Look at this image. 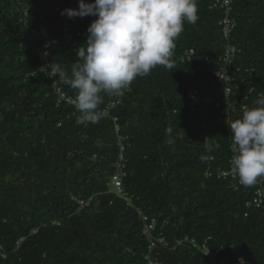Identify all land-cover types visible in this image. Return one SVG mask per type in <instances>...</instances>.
<instances>
[{"label": "trees", "instance_id": "1", "mask_svg": "<svg viewBox=\"0 0 264 264\" xmlns=\"http://www.w3.org/2000/svg\"><path fill=\"white\" fill-rule=\"evenodd\" d=\"M39 1L48 15L25 24L24 7ZM210 5L197 0V22L185 21L175 68L158 65L122 97L102 94L98 111L107 114L82 125L74 105L62 100L75 98V90L33 71L42 65L38 48L60 37L51 59L70 72L74 48L96 17L61 15L79 0H0V264H147L143 222L109 191L118 161L126 164V192L167 221L164 264H220L188 245L174 248L185 237L211 238L231 264H264V208L249 205L260 183L235 189L218 175L233 155L227 121L264 94V0H233L237 28L229 42L220 32L223 12ZM228 44L240 49L237 64L254 71L243 75L236 110L226 112L216 105L224 94L215 72ZM189 48L197 52L192 76L181 62Z\"/></svg>", "mask_w": 264, "mask_h": 264}, {"label": "clouds", "instance_id": "2", "mask_svg": "<svg viewBox=\"0 0 264 264\" xmlns=\"http://www.w3.org/2000/svg\"><path fill=\"white\" fill-rule=\"evenodd\" d=\"M61 15L96 19L87 29L86 41L76 49L70 72L52 61L33 75L44 73L75 90L77 123L87 125L100 119L102 94L122 97L137 77L148 76L158 65L175 68V41L185 21L197 22L198 8L197 0H79L78 8L63 9ZM254 104L227 121L232 137L231 170L246 187L264 178V94ZM165 132L173 136V128ZM206 148L211 151L213 146L206 144Z\"/></svg>", "mask_w": 264, "mask_h": 264}, {"label": "built area", "instance_id": "3", "mask_svg": "<svg viewBox=\"0 0 264 264\" xmlns=\"http://www.w3.org/2000/svg\"><path fill=\"white\" fill-rule=\"evenodd\" d=\"M46 6L47 5L44 2L39 1L32 6L24 7V23L30 24L32 21L39 22L40 20L44 19L48 15V12L50 10L49 7ZM210 9L223 12V17L219 22V26L223 38L227 42H229L237 28V20L233 17V0H211ZM64 31L68 32V29H65ZM77 35L81 36V32H79ZM59 41L60 37H57L53 43H47L44 45V47L38 48L37 53L42 62L41 66L46 65L48 62H52L51 47L53 46V44H58ZM78 47L79 46L74 48L75 52ZM239 52V48L228 44L221 54H217L220 66L215 72V78L223 89L224 97L216 105L218 107H226V112H229L230 110H236V97H241V94L244 93L242 92L244 91L242 85L245 82L243 75H251L254 71V68L235 64L237 60L236 57ZM46 53L47 55H45ZM196 53V50L191 48L186 50L181 57V62L186 63L189 76L194 75L196 72ZM205 60L209 62V56H205ZM254 90L255 88L251 87L248 93L252 94ZM247 98L248 96L245 95L244 100H246ZM62 100H65L69 105H74V98L68 97ZM243 108H246V106L244 105ZM106 112L107 110H99L98 114L100 118H103V116L107 114ZM122 139H124L123 136H121V140ZM119 160L121 161V157L119 158ZM116 166L117 171L111 176V179L109 181V191L115 192L118 197L123 198L125 202H127V205L129 207L134 208L137 211L139 218L143 222V233L149 239L148 252L145 256L147 264H164L161 259L160 250L170 247V242L164 230V226L167 224V221L165 220L163 221V224H161L158 217L147 214L141 206L137 205L136 201L138 200V198L133 194L130 195L128 192H126L125 188H123V179L126 175V164L118 161ZM213 174L214 173L210 171V169H207V177H211L213 176ZM218 175L223 176L225 179L230 178L235 184V189L243 186L239 183V178L233 174L231 166L229 170H218ZM256 183H260V185L254 191L253 200L249 203V205H255L256 208H264V178H258ZM210 239L211 238H206L200 241L196 238L185 237L177 240L174 248L188 245L189 247H192L199 251L203 258H208L213 263L231 264L229 259L220 257L221 248H213L210 244ZM235 264L246 263L243 258H239Z\"/></svg>", "mask_w": 264, "mask_h": 264}]
</instances>
